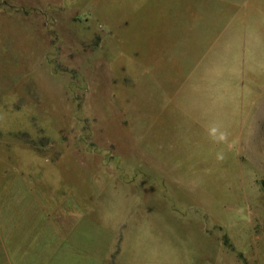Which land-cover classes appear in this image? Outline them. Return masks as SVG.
I'll return each instance as SVG.
<instances>
[{
    "label": "rangeland",
    "instance_id": "obj_1",
    "mask_svg": "<svg viewBox=\"0 0 264 264\" xmlns=\"http://www.w3.org/2000/svg\"><path fill=\"white\" fill-rule=\"evenodd\" d=\"M0 264H264V0H0Z\"/></svg>",
    "mask_w": 264,
    "mask_h": 264
}]
</instances>
